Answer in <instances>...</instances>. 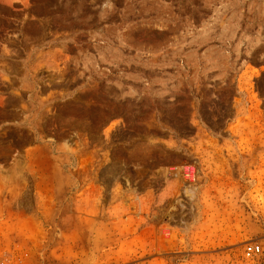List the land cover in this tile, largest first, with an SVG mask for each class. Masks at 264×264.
<instances>
[{
	"label": "rangeland",
	"instance_id": "1",
	"mask_svg": "<svg viewBox=\"0 0 264 264\" xmlns=\"http://www.w3.org/2000/svg\"><path fill=\"white\" fill-rule=\"evenodd\" d=\"M0 262L264 264V0H0Z\"/></svg>",
	"mask_w": 264,
	"mask_h": 264
},
{
	"label": "built area",
	"instance_id": "2",
	"mask_svg": "<svg viewBox=\"0 0 264 264\" xmlns=\"http://www.w3.org/2000/svg\"><path fill=\"white\" fill-rule=\"evenodd\" d=\"M261 253V247L257 244L251 243L247 244L244 248V255L246 258H252ZM0 264H5L4 262H0Z\"/></svg>",
	"mask_w": 264,
	"mask_h": 264
}]
</instances>
